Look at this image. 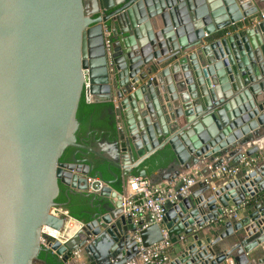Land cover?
Segmentation results:
<instances>
[{
    "label": "water",
    "instance_id": "1",
    "mask_svg": "<svg viewBox=\"0 0 264 264\" xmlns=\"http://www.w3.org/2000/svg\"><path fill=\"white\" fill-rule=\"evenodd\" d=\"M263 12L264 0H0V264L42 251L62 264L77 249L86 264H128L165 238V264H264ZM83 96L111 103L108 155L78 141ZM232 149L255 163L212 176ZM159 156L167 166L149 173ZM203 162L160 224L138 230L123 213L117 181L158 184ZM92 175L107 186L84 225L65 242L45 233L65 226L53 208L91 197Z\"/></svg>",
    "mask_w": 264,
    "mask_h": 264
},
{
    "label": "built area",
    "instance_id": "2",
    "mask_svg": "<svg viewBox=\"0 0 264 264\" xmlns=\"http://www.w3.org/2000/svg\"><path fill=\"white\" fill-rule=\"evenodd\" d=\"M264 19V12L261 14ZM111 30L104 25V37L107 48L112 43ZM215 160H218L215 158ZM256 159L244 156L241 165H232L228 162H221L213 171L212 176L219 178L233 177L243 167H251ZM207 165V164H206ZM212 162L207 167L211 168ZM180 177V178H179ZM180 184H177L176 179L169 180L167 183L153 184L150 179L142 176H133L128 182L129 190L123 194V213L125 216L130 217L133 222L138 225V230L145 229L153 224H160L165 218L168 206L176 202L189 193L190 187L194 186L198 181L204 180L206 177L202 174V167L195 166L189 169V172L180 175ZM105 186L107 182L98 176L88 177L87 191L90 193H98ZM236 208L226 209V214L232 218H238L235 213ZM52 213L59 216L64 215L66 218L64 229L55 235L50 228H44L45 233L48 235L60 238L63 242L67 241L74 233H70L69 225L77 222L79 228L84 223L73 217L68 209L62 207H55ZM78 228V229H79ZM77 229V230H78ZM76 230V231H77ZM75 231V232H76ZM166 233V230H163ZM182 239L185 237L182 236ZM137 240L141 244V239L137 235ZM42 243L47 246L48 241L45 238L41 239ZM172 243L169 238L156 243L150 247H143L140 245V251L136 260L130 261L128 264H165L169 258V248ZM62 264H86L82 260V252L77 249L73 252L72 256Z\"/></svg>",
    "mask_w": 264,
    "mask_h": 264
},
{
    "label": "trees",
    "instance_id": "3",
    "mask_svg": "<svg viewBox=\"0 0 264 264\" xmlns=\"http://www.w3.org/2000/svg\"><path fill=\"white\" fill-rule=\"evenodd\" d=\"M109 106H111V104H109V103L90 104V103L86 102L85 96L82 97L81 102H80V106L78 109V113H77V118H78L79 123H80L79 131L81 132V135L83 132L87 131L89 128H100V127H102L101 122L99 120L102 118L105 109L108 108ZM111 116H112V120H113V122H112V131L113 132L112 133H115L116 132L115 131L116 124L114 122L115 116H114V114H111L110 117ZM69 151L64 156V159H67V157L69 156ZM147 163L148 164L152 163L150 170H149V173L152 174L157 169L167 166L168 160L166 161L163 159L162 156H159L158 158H155V157L152 158ZM104 177L106 179L111 178V176L107 173L106 170L104 171ZM76 199L79 200L80 206H81V209L83 212L86 208H89V205H90L89 197H84V196H80V195L72 197V200H76ZM57 201L58 202H66L67 201L66 194L64 192H62L61 195L58 197ZM70 203L67 206L69 211H70V214L73 217H75L76 219L84 221L85 216L82 215L81 213L73 210L71 208ZM39 258L41 260L45 261L46 264H60L58 261V257L52 251H42L39 255Z\"/></svg>",
    "mask_w": 264,
    "mask_h": 264
},
{
    "label": "crops",
    "instance_id": "4",
    "mask_svg": "<svg viewBox=\"0 0 264 264\" xmlns=\"http://www.w3.org/2000/svg\"><path fill=\"white\" fill-rule=\"evenodd\" d=\"M260 19H262L261 18V13H260ZM116 103H118V100H116ZM109 104H111V103H109ZM111 111V110H110ZM109 110H107V111H105L104 113H103V115L104 114H107V115H111V114H113L112 113V111L110 112ZM91 142H92V145L95 147V148H97V150H99L100 152H102L103 154H106V155H108L109 154V151H110V145H109V143H108V140H105V141H101V139L99 138L98 140H94L93 138H91ZM255 144L257 143V142H254ZM250 144L251 143H249V144H246V145H243V146H241V148L243 149V150H245V149H247V148H249L250 147ZM257 156H254V158H256ZM239 157H238V154H234V149H232L230 152H228L227 154H225V155H219V154H216V159H218V160H222V162L224 161V162H228L229 164H232V165H241V160L239 161V159H238ZM251 159V158H250ZM218 160H215V161H218ZM214 161V162H215ZM210 162H203V165L202 166H200V167H207L208 166V164H209ZM207 164V165H206ZM197 166H199V165H197ZM193 167H195V166H193ZM114 171L115 172H117V173H119V171L118 170H116V169H114ZM187 172H189V169L188 170H183L182 171V173H181V175H183L184 173H187ZM108 173V172H107ZM132 177H129L128 178V180H127V182H123V183H121L120 181H117L113 186H114V188L116 189V190H118L119 192H121L122 194H125V193H127V191L129 190V186H128V182H129V180L131 179ZM180 178V177H179ZM179 178H177L176 179V182H177V184H180V179ZM108 179H113L112 177L111 178H108ZM159 179V178H158ZM168 182V180H164L163 182H161V183H167ZM90 193V192H89ZM93 195H95V193H91V197H89V203L90 202H92V200H93ZM95 203H98V201L97 200H95L94 201ZM79 228V224L77 223V222H75V223H71L70 225H69V231H70V233H75V231L77 230ZM72 229H73V232H72ZM170 250V249H169ZM168 252V254L170 255V253H171V251H167ZM85 257L84 256H82V260L83 261H85ZM38 264H46V262L45 261H43V260H40V261H38L37 262Z\"/></svg>",
    "mask_w": 264,
    "mask_h": 264
},
{
    "label": "flooded vegetation",
    "instance_id": "5",
    "mask_svg": "<svg viewBox=\"0 0 264 264\" xmlns=\"http://www.w3.org/2000/svg\"><path fill=\"white\" fill-rule=\"evenodd\" d=\"M107 110H109V111L111 110L112 113H113V110H112L111 106H109L108 108L105 109V111H107ZM99 121L101 122V126L102 127H100V128H89L87 131L83 132L82 135H81V132L78 129L77 137H78V141L80 143H83V144H86V145H90L91 144V146H93L92 142H91V138H93L94 140H96L95 138H97V139L100 138L101 141H105V140H109L110 138H113V136H114L113 134L114 133H112L113 132L112 131V122H113L112 116L110 117L109 115L104 114ZM73 152H74V150H72V149L69 151V156H68L69 159L71 158ZM92 176H94V175H92ZM70 204H71V208L73 210L81 213L82 215H84L86 217V214H84V212L81 209L80 202H79L78 199L71 200Z\"/></svg>",
    "mask_w": 264,
    "mask_h": 264
},
{
    "label": "bare ground",
    "instance_id": "6",
    "mask_svg": "<svg viewBox=\"0 0 264 264\" xmlns=\"http://www.w3.org/2000/svg\"><path fill=\"white\" fill-rule=\"evenodd\" d=\"M72 232H73V229H72ZM56 234H57V232H56ZM57 235H59V234H57Z\"/></svg>",
    "mask_w": 264,
    "mask_h": 264
}]
</instances>
